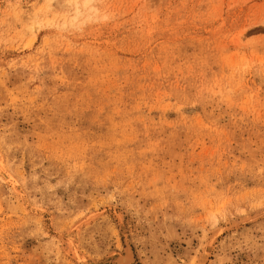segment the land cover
Instances as JSON below:
<instances>
[{"label":"rangeland","instance_id":"rangeland-1","mask_svg":"<svg viewBox=\"0 0 264 264\" xmlns=\"http://www.w3.org/2000/svg\"><path fill=\"white\" fill-rule=\"evenodd\" d=\"M126 242L264 264V0H0V264Z\"/></svg>","mask_w":264,"mask_h":264},{"label":"bare ground","instance_id":"bare-ground-1","mask_svg":"<svg viewBox=\"0 0 264 264\" xmlns=\"http://www.w3.org/2000/svg\"><path fill=\"white\" fill-rule=\"evenodd\" d=\"M83 4H84V2H83ZM118 258H119L118 260L121 264H130L131 261L134 259L133 252H132L130 244L128 242H126L125 252L123 254H121Z\"/></svg>","mask_w":264,"mask_h":264}]
</instances>
